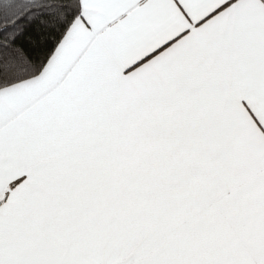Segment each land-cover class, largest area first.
<instances>
[{"label": "snow or ice", "instance_id": "1", "mask_svg": "<svg viewBox=\"0 0 264 264\" xmlns=\"http://www.w3.org/2000/svg\"><path fill=\"white\" fill-rule=\"evenodd\" d=\"M0 264H264V0H0Z\"/></svg>", "mask_w": 264, "mask_h": 264}]
</instances>
